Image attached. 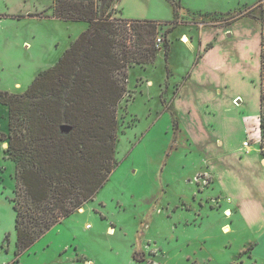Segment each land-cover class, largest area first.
<instances>
[{
  "label": "rangeland",
  "instance_id": "obj_1",
  "mask_svg": "<svg viewBox=\"0 0 264 264\" xmlns=\"http://www.w3.org/2000/svg\"><path fill=\"white\" fill-rule=\"evenodd\" d=\"M51 1L0 0V91L23 94L87 30L86 22L53 18ZM169 1L176 25L168 35L167 61L163 38L168 27L162 26L154 62L128 70L126 94L116 109L117 166L93 200L80 208L83 212L60 221L22 253L16 248L11 202L14 165L3 152L6 143L0 142V264H264V168L255 157L260 145L264 158L256 115L259 88L257 83H228L215 93L195 80L180 90L192 70L180 38L191 41L188 28L195 17L180 14L179 0ZM259 1L182 3L190 16L201 12L196 18H203V24L215 23L224 30L230 16L246 14L264 30L263 4L254 6ZM138 2L144 8L135 12L130 0L124 1L129 13L143 16L138 20L172 19L167 0ZM117 4L112 6L115 18L121 17ZM209 11L237 13H205ZM9 14L20 17L6 18ZM249 19L230 25L227 39L218 38L217 48L236 47L232 32L249 34L251 61L244 66L245 75L252 77L258 25ZM177 89L180 97L174 99ZM236 94L242 98L239 106L231 103ZM241 120L246 121V133ZM7 123V109L0 105V132H8ZM243 141L245 152L250 146L251 153L239 161L234 154ZM213 179L222 183L228 197H222ZM225 225L230 228L226 234Z\"/></svg>",
  "mask_w": 264,
  "mask_h": 264
},
{
  "label": "trees",
  "instance_id": "obj_2",
  "mask_svg": "<svg viewBox=\"0 0 264 264\" xmlns=\"http://www.w3.org/2000/svg\"><path fill=\"white\" fill-rule=\"evenodd\" d=\"M119 1L52 0L48 10L53 18L86 22L87 30L23 94L0 91L8 119V132H0V142L6 143L3 152L14 165L11 202L19 253L92 201L108 181L117 166L116 109L126 94L128 70L154 62L162 26L168 27L163 38L167 61L168 35L176 21L115 18L112 6ZM241 16L247 15H232L230 20ZM261 47L263 80V40ZM64 126L68 133L61 131Z\"/></svg>",
  "mask_w": 264,
  "mask_h": 264
},
{
  "label": "crops",
  "instance_id": "obj_3",
  "mask_svg": "<svg viewBox=\"0 0 264 264\" xmlns=\"http://www.w3.org/2000/svg\"><path fill=\"white\" fill-rule=\"evenodd\" d=\"M125 0H120L117 4V8L121 11V15L123 18L125 19H138L141 18L143 16H138L137 14H131V12H128V8L127 6L124 4ZM140 0H130L131 5L133 4V6L135 7V12L142 10L144 7L138 2ZM168 1V0H167ZM180 1V9L179 12L182 15H187V17L191 18V20L194 18L195 21H191V27L192 29L188 28V32H190V34H192L193 38L191 39V41L189 40V43H180L182 44V47L185 50V53L187 54L188 60H189V66L190 68H192V70L189 72H186V79L183 82V86H181L179 89H183L186 86H188V82L187 81H195L198 80V82L206 87H211V89H215L214 92L216 93L218 89L224 87L223 85L228 84V83H232V84H243V85H247V84H254L257 83V86L259 88V92H258V109H257V127H259L260 122L258 121V119H260V95H261V89H263V94H264V78L263 80H261V42L262 40L264 41V30H261V22L259 20L256 21H252L251 19H249V17H240V18H247L250 21H252L251 24H256L258 25L257 27V47H256V60L253 62V68L252 71L255 73V76L252 77H248L245 75V66H244V62L248 61L251 58L248 56V39L250 37L249 34H239L238 32H232V34L230 35V37H234L236 39L235 42L236 47L234 46V49L231 50H221L219 48H217V44H218V38L220 40L225 41V39H227V30L228 27L230 25H233L234 23H236L240 18L236 19V20H228V24L225 25V29L223 30L224 27H217V25L215 23L213 24H203L201 23V20H203V18H196V16L200 15V13L195 14L197 12H193L192 15L190 16L189 10L185 8V6H183L182 0ZM168 3H170L168 1ZM263 4L264 7V0L259 1L257 4H255L254 6ZM170 7V12L172 13V19L174 18L175 15V11L174 8L172 6V4H168ZM253 7V6H252ZM239 12V11H238ZM205 13H210V14H217L219 16L224 15V14H236L237 12H228V13H222V12H205ZM132 15H137V18H134V16ZM18 18L20 16L17 15H6V18ZM254 19V18H253ZM142 20H152V21H158L161 22V20H159L156 16H152V18H147V19H142ZM170 20V21H171ZM226 21V20H225ZM258 21V22H257ZM233 22V23H232ZM264 25V24H263ZM211 26V27H210ZM192 31V32H191ZM187 34V33H186ZM188 34V35H190ZM237 40L240 42L238 43ZM245 40H247V42H245ZM171 46V45H170ZM264 49V47H263ZM170 53V52H169ZM200 54V55H199ZM169 57V55H168ZM169 74V73H167ZM167 77H169V75H167ZM18 87L20 86L19 84L17 85ZM204 89V87H203ZM179 90V91H180ZM205 91V89H204ZM178 92V89L176 90V93ZM210 96V95H209ZM180 97V92L179 94L174 96V99L179 98ZM197 97V96H196ZM238 99H242L241 96L239 94H236L232 99H231V103L234 105V102L241 104ZM235 106V105H234ZM241 127L244 129L245 133H246V121L245 120H241ZM258 129V128H257ZM260 130V129H259ZM263 137V146H264V113H263V129H261ZM259 131V132H261ZM260 137V136H259ZM246 143V141H243L238 150L236 149L234 155H236L235 159L242 161L244 160L245 157H247L250 153V146H249V151L245 152V147H243V144ZM215 145H217L216 141H215ZM219 145H221L219 143ZM255 146L258 145V143L254 144ZM260 147V145H258ZM259 147H257V153L255 154L256 157V163L258 165H260L262 168H264V158L260 155L258 149ZM214 181V184L217 186V188L221 191L222 197H228L225 193V189L221 186L222 183L219 181ZM223 189V190H222ZM229 202H232L229 198H228ZM235 213H238V210L235 211ZM249 215V214H248ZM253 249V248H252ZM251 249V250H252Z\"/></svg>",
  "mask_w": 264,
  "mask_h": 264
},
{
  "label": "bare ground",
  "instance_id": "obj_4",
  "mask_svg": "<svg viewBox=\"0 0 264 264\" xmlns=\"http://www.w3.org/2000/svg\"><path fill=\"white\" fill-rule=\"evenodd\" d=\"M181 42L182 43H187V38H186V36H181ZM234 104H236V102H234ZM238 106H239V104H238ZM79 212L81 213V212H83L82 211V209H79ZM224 215H225V217H230L231 216V212H230V210H227L225 213H224ZM86 228H89V226H87ZM222 232L224 233V234H226V233H229L230 232V228H229V226H227V225H225L224 227H222ZM113 233V231H112V229H109L108 230V234H112Z\"/></svg>",
  "mask_w": 264,
  "mask_h": 264
},
{
  "label": "water",
  "instance_id": "obj_5",
  "mask_svg": "<svg viewBox=\"0 0 264 264\" xmlns=\"http://www.w3.org/2000/svg\"><path fill=\"white\" fill-rule=\"evenodd\" d=\"M69 130H70V129H69V127H67V126H64V127L61 128V131L64 132V133H68Z\"/></svg>",
  "mask_w": 264,
  "mask_h": 264
},
{
  "label": "built area",
  "instance_id": "obj_6",
  "mask_svg": "<svg viewBox=\"0 0 264 264\" xmlns=\"http://www.w3.org/2000/svg\"><path fill=\"white\" fill-rule=\"evenodd\" d=\"M161 42H162L161 38H158L157 39V46H160ZM245 145H247V143H245Z\"/></svg>",
  "mask_w": 264,
  "mask_h": 264
}]
</instances>
